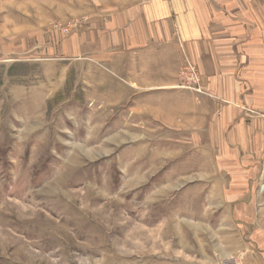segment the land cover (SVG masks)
<instances>
[{"label": "rangeland", "instance_id": "rangeland-1", "mask_svg": "<svg viewBox=\"0 0 264 264\" xmlns=\"http://www.w3.org/2000/svg\"><path fill=\"white\" fill-rule=\"evenodd\" d=\"M143 1L0 0V264H264L262 85L234 118Z\"/></svg>", "mask_w": 264, "mask_h": 264}, {"label": "crops", "instance_id": "crops-1", "mask_svg": "<svg viewBox=\"0 0 264 264\" xmlns=\"http://www.w3.org/2000/svg\"><path fill=\"white\" fill-rule=\"evenodd\" d=\"M129 14L150 24L149 30L137 35L144 39V44L150 39V49L143 48L146 53H154L152 48L157 44H173L175 40L169 41L172 36L182 53L206 69L207 73L202 75L205 85H217L219 80L211 77L221 71L222 82L234 86V103H237L234 118L248 114L241 108H245L251 94L258 91L264 100V81L255 84L248 73L242 78L243 71L253 69L255 60H264V41L255 37L252 25L234 19L231 0H145ZM157 38L162 41L155 42ZM260 85L262 89L256 91Z\"/></svg>", "mask_w": 264, "mask_h": 264}]
</instances>
